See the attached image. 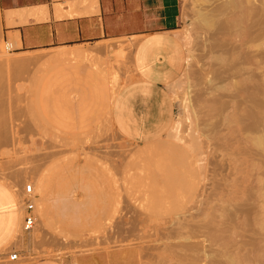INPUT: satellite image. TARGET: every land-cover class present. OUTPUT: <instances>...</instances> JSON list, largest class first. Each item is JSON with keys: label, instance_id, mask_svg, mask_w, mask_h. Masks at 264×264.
Instances as JSON below:
<instances>
[{"label": "rangeland", "instance_id": "374dc122", "mask_svg": "<svg viewBox=\"0 0 264 264\" xmlns=\"http://www.w3.org/2000/svg\"><path fill=\"white\" fill-rule=\"evenodd\" d=\"M225 2L178 0L186 62L169 85L174 120L148 143L115 130L111 97L96 87L101 74L75 62L45 63L57 48L16 51L0 36V180L17 202L25 183L38 198L31 231L19 224L3 250H17V264H264V149L251 143L252 132L264 133V60L256 68L254 59L256 45L264 54V0L236 12ZM108 41L113 54L89 61L106 67L118 87L134 74L133 38L71 47ZM247 47L252 55L241 56ZM57 191L60 207L48 199L43 212L39 198ZM4 256L0 264H9Z\"/></svg>", "mask_w": 264, "mask_h": 264}, {"label": "crops", "instance_id": "0c3cea01", "mask_svg": "<svg viewBox=\"0 0 264 264\" xmlns=\"http://www.w3.org/2000/svg\"><path fill=\"white\" fill-rule=\"evenodd\" d=\"M179 30L178 0H0L3 42L11 41L6 45H13L16 51L57 48L44 56L45 63L75 62L101 74L96 87L111 97L109 114L113 127L124 139L140 144L162 137L174 120L169 85L184 70L186 62ZM123 37L134 40V74L118 87L110 76L106 77V67L89 61L96 60V53L115 51L114 43L108 41L91 50L71 47ZM61 51L64 54L60 55ZM77 187L89 192L83 182ZM62 195V191L50 198L42 195L40 209L45 212L46 206L40 204L48 199L55 208L60 207ZM15 196L0 180V255L8 253L3 250L20 224L21 210ZM28 264L62 263L38 258Z\"/></svg>", "mask_w": 264, "mask_h": 264}, {"label": "bare ground", "instance_id": "6f19581e", "mask_svg": "<svg viewBox=\"0 0 264 264\" xmlns=\"http://www.w3.org/2000/svg\"><path fill=\"white\" fill-rule=\"evenodd\" d=\"M225 1H226V2H225V5H227V7L230 6L229 8L232 9V10H233V8H234V11H235L236 8H237V10H238V7H240V6H239L240 4H242V5H243L242 7L244 8V6H246V5H244L243 3H247V4H250V2L252 3V0H225ZM237 6H238V7H237ZM247 6H248V5H247ZM243 8H242V9H243ZM230 9H229V10H230ZM240 9H241V7H240ZM247 10H248V9H247ZM234 11H231L232 14L234 13ZM240 11H241V10H240ZM240 11H238V12H240ZM243 11H244V9L242 10V12H243ZM235 12H236V11H235ZM238 12H237V13H238ZM247 12H248V11H247ZM247 12L244 11V13H242V14H243V17L241 16V12H240V16H239L238 14H237V15H238L239 17L244 18V16L246 15ZM201 13H202V12H201ZM235 14H236V13H235ZM235 14H234V15H235ZM247 14H249V12H248ZM198 15H200V14H198ZM201 15H204V13L201 14ZM237 15H235V16H237ZM250 15H252V14H250ZM250 15H249V17H250ZM256 15H257V14H256ZM238 16H237V17H238ZM200 17H202V18L204 17V18H203L204 21H207V20H208V21L206 22V23H208V25L213 24L212 22H213L214 19H213V20H212L211 18H210V19H207L206 16H200ZM237 17H236V18H237ZM247 17H248V16H247ZM260 17H261V16H260ZM260 17H259V18H260ZM242 18H240V19H242ZM254 18H255V17H254ZM216 19H217V18H216ZM240 19L238 18V20H240ZM249 19H250V18H249ZM255 19H257V18H255ZM257 20H258V19H257ZM261 20H262V19H261ZM211 21H212V22H211ZM214 21H215V20H214ZM221 21H222V20H221ZM224 21H225V23H226V20H224ZM227 21H228V20H227ZM241 21H242V20H241ZM252 21H254V20H252ZM209 22H211V23H209ZM245 22H246V19H245ZM245 22H242V23H245ZM247 22H248V21H247ZM254 22H255V21H254ZM258 22H259V20H258ZM260 22H261V21H260ZM231 23H232L231 25L233 26V22H232V21H231ZM249 23H250V22H249ZM255 23H256V22H255ZM262 23H263V22H262ZM214 24H215V23H214ZM253 24H254V23H253ZM235 25H236V24H235ZM247 25H249V24L247 23ZM250 25H251V24H250ZM255 25H256V24H255ZM210 26H211V25H210ZM217 26H218V25H217ZM217 26H216V27H217ZM220 27H222V25H221ZM223 27H224V26H223ZM226 27H229V28H230L231 26H230V25H229V26L226 25ZM244 27H245V25H244ZM248 27H249V26H248ZM253 27H254V26H253ZM229 28H227V29L229 30ZM256 28H257V26H256ZM256 28H255V29H256ZM261 28H262V27H261ZM261 28H260L259 30L262 31ZM222 29H224V28H222ZM251 29H252V28H251ZM255 29H254V30H255ZM257 29H258V28H257ZM230 30H231V29H230ZM233 30H234V29H232V31H233ZM244 30H245V29H244ZM238 32H239V31H238ZM245 32H246V30H245ZM245 32H244V33H245ZM235 33H236V32H235ZM247 33H248V31H247ZM260 33H261V32H260ZM243 35H244V34H243ZM248 35H249V34L246 35V37H248L247 40H248V39H249V40H250V39H254V38H255V39H258L257 36H259V35H257V32H256V34H255V33H254V34H253V33H250V36H248ZM251 35H252V36H251ZM260 35H264V34L262 33V34H260ZM261 38H262V37H261ZM261 38H259V39H261ZM244 39L246 40V38H244ZM252 41H253V40H252ZM254 41H255V40H254ZM244 42H245V41H244ZM255 42H256V41H255ZM246 43H248V42H245V44H246ZM258 43H259V42H258ZM263 43H264V42H263ZM260 44H261V43H260ZM246 45H247V44H246ZM253 45H254V44H253ZM250 46H251V45H250ZM260 48H261V45H260V47H259V44L256 45L255 50H256V53H258V54H255V55H256V57H257V56L259 57V59H257L258 57H257V58H256V57L254 58V59L256 60V62H257V63H255V64L257 65L256 68L262 67V66H260V65H261L260 63H263V60H264V58L261 59V58L264 56V54H263L262 56L260 55V52L262 53V51H260V50H261ZM248 50L250 51V48H249V49H248V47L245 48L244 53L241 54V56H243L244 54H248V55L251 54ZM254 52H255V51H254ZM47 53H48V52H47ZM56 53H58V52H56ZM56 53H55V54H56ZM62 53L64 54V52L61 51V54H60V55H62ZM70 53H71V52H70ZM2 55L4 56V54H2ZM56 55H57V54H56ZM58 55H59V54H58ZM58 55H57V56H58ZM67 55H68V54H67ZM70 55H71V54H70ZM72 55H73V54H72ZM78 55H79V54H78ZM251 55H252V54H251ZM3 56H2V58H3ZM82 56H83V55H82ZM85 56H86V55H85ZM249 56H250V55H249ZM253 56H254V55H253ZM37 57H38V56H37ZM41 57H42V56H41ZM62 57L65 58L64 56H62ZM69 57H70V56H69ZM4 58H5V57H4ZM23 58H24V57H23ZM47 58H48V57H47ZM58 58H59V57H57V60H58ZM235 58H238V57H235ZM246 58L248 59V57H246ZM246 58H245V59H246ZM249 58H251V57H249ZM5 59H6V58H5ZM5 59H3V60H5ZM43 59H44V58H43ZM61 59H62V58H61ZM232 59H233V57H232ZM1 60H2V59H1ZM1 60H0V61H1ZM8 60H9V58H8ZM13 60H14V59H13ZM13 60H11V61H13ZM20 60H22V58H21ZM28 60H29V59H28ZM31 60H32V59H31ZM31 60H30V62H31ZM237 60H238V59H237ZM5 61H6V60H5ZM9 61H10V60H9ZM9 61H7V63H8ZM15 61H16V59H15ZM15 61H14V62H15ZM32 61H33V60H32ZM36 61H37V60H36ZM48 61H49V60H48ZM50 61H51V60H50ZM50 61H49V62H50ZM248 61H249V60H248ZM30 62H29V63H30ZM41 62H42V61H41ZM51 62H52V61H51ZM236 62H241V60L236 61ZM252 62L254 63V61H252ZM1 63H2V62H1ZM3 63H4V61H3ZM9 63H11L10 65H12V62H9ZM243 63H244V61H243ZM4 64H5V63H4ZM4 64H2V65H4ZM27 64H28V63H27ZM50 64H51V63H50ZM235 64L237 65V63H235ZM249 64H250V63H249ZM259 64H260V65H259ZM263 64H264V63H263ZM44 65H45V64H44ZM238 65H239V64H238ZM239 66H240V65H239ZM258 66H259V67H258ZM263 66H264V65H263ZM242 68H243V67H242ZM231 69H232V68H231ZM260 69H261V68H260ZM260 69H259V70H260ZM248 70H249V69H248ZM231 71H232V73H233V70H231ZM231 71H230V72H231ZM234 71L236 72L235 77H236V75L239 76V75H238V70L236 71V69L234 68ZM240 71H242V70H240ZM240 71H239V72H240ZM243 71H245L244 74L249 73V71H247V68H246V70H243ZM257 71H258V70H257ZM260 71H261V70H260ZM241 73H242V72H241ZM253 73H254V72H253ZM253 73H252V74H253ZM258 73H259V72H258ZM252 74H251V75H252ZM256 74H257V73H256ZM36 75H37V74H36ZM257 75H258V74H257ZM259 75H260V74H259ZM263 75H264V74H263ZM232 76H233V75H232ZM239 77H243V75H242V76L240 75ZM250 77H251V76H250ZM263 77H264V76H263ZM259 78H260V77H259ZM114 79H115V78H114ZM261 80H263V79H260V81H261ZM31 81H32V80H31ZM250 81H251V80H250ZM245 83H246V82H245ZM36 84H37V83H36ZM262 84H263V83H262ZM245 85H246V84H245ZM35 86H36V85H35ZM247 86H248V84H247ZM237 87H240V86H237ZM12 89H13V88H12ZM17 89H18V88H17ZM15 90H16V89H15ZM239 90H240V89H239ZM237 94H238V93H237ZM239 94H240V93H239ZM29 95H31V94H29ZM246 99H247V98H246ZM30 101H31V100H30ZM30 101H29V102H30ZM182 101H183V100H182ZM185 102H186V101H185ZM188 104H189V103H188ZM250 104H251V103H250ZM250 104H249V105H250ZM219 105H220V104H219ZM257 105H259V104H257ZM183 107H184V106H183ZM241 107H242V106H241ZM254 108H255V107H254ZM256 111H257V110H256ZM259 111H260V110H259ZM238 115H239V114H238ZM232 122H233V121H232ZM175 123H176V122H175ZM177 123H178V122H177ZM178 124H179V123H178ZM178 124H177V125H178ZM255 124H256V123H255ZM260 124H261V123H260ZM253 125H254V124H253ZM258 125H259V124H258ZM261 125H262V124H261ZM261 125H260V128L262 127ZM254 128H255V127H254ZM262 128H263V127H262ZM258 129H259V127H258ZM177 130H178V129H177ZM250 130H251V129H250ZM250 130H249V133L252 132V131L250 132ZM261 130H262V129H261ZM263 131H264V129H263ZM172 132H173V131H172ZM174 132H175V131H174ZM256 132H257V130H256L254 133H256ZM244 133H245V132H244ZM244 133H243V134H244ZM261 133H262V132H260V134L258 133V135L255 136L256 134H253V132H252V135H254V136L252 137L253 139H251V143H252V145H254V146L256 145L257 147H259L260 150L262 151V150L264 149V133H262V134H261ZM168 135H169V134H168ZM248 135H249V134H248ZM245 136H246V135L244 134V137H245ZM242 137H243V136H242ZM249 139H250V136H249ZM58 142H59V141H58ZM245 142H246V141H245ZM153 145H154V144H153ZM247 145H248V144H247ZM143 147H144V146H143ZM250 147H251V146H249V148H250ZM216 148H217V147H216ZM254 148H255V147H254ZM254 148H253V149H254ZM256 149H258V148H256ZM149 151H150V150H149ZM203 151H204V150H203ZM255 151H256V150H255ZM258 151H259V150H258ZM251 152H252V151H251ZM256 152H257V151H256ZM136 153H137V152H136ZM144 153H145V150H144ZM247 153H248V152H247ZM146 154H147V153H146ZM222 154H223V153H222ZM143 155H144V154H143ZM134 156H135V155H134ZM213 157H214V156H213ZM213 157L211 156V158H213ZM218 157H219V156H218ZM140 158H141V157H140ZM213 159H214V158H213ZM199 160H200V159H199ZM216 160H217V159H216ZM220 163H221V162H220ZM220 163H219V164H220ZM194 164H195V163H194ZM222 164H223V163H222ZM239 164H240V163H239ZM213 165H214V164H213ZM236 165H237V164H236ZM240 165H241V164H240ZM214 166H215V165H214ZM217 166H218V165H217ZM219 169L221 170L222 168H219ZM230 170H231V169H230ZM214 171H217V170H214ZM221 172H222V171H221ZM217 173H218V172H217ZM220 175H221V174H220ZM259 178H260V177H259ZM258 180H259V179H258ZM223 182H224V181H223ZM203 189H204V188H203ZM33 191H34V194H36V193H35V189H33ZM263 191H264V190H263ZM14 192H16V191H14ZM260 194H261V193H260ZM260 194H259V195H260ZM130 195H131V194H130ZM263 196H264V194H263ZM261 199H262V197H261ZM34 202H36V196L34 197ZM18 231H19V228L17 229L16 232H18ZM15 236H16V234H15ZM58 250H59V249H58Z\"/></svg>", "mask_w": 264, "mask_h": 264}, {"label": "built area", "instance_id": "2783aa9c", "mask_svg": "<svg viewBox=\"0 0 264 264\" xmlns=\"http://www.w3.org/2000/svg\"><path fill=\"white\" fill-rule=\"evenodd\" d=\"M34 197L33 185L31 183L23 184L18 203L21 210L20 229L24 233L30 232L35 223ZM4 258L9 264H17L20 261L18 251L13 249L8 251Z\"/></svg>", "mask_w": 264, "mask_h": 264}]
</instances>
